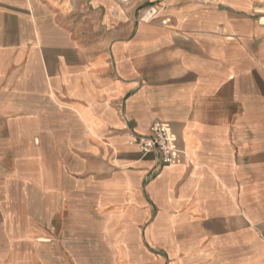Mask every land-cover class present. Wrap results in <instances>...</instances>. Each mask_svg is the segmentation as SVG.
Masks as SVG:
<instances>
[{"label": "crops", "instance_id": "obj_1", "mask_svg": "<svg viewBox=\"0 0 264 264\" xmlns=\"http://www.w3.org/2000/svg\"><path fill=\"white\" fill-rule=\"evenodd\" d=\"M258 2L0 0V264H264Z\"/></svg>", "mask_w": 264, "mask_h": 264}, {"label": "built area", "instance_id": "obj_2", "mask_svg": "<svg viewBox=\"0 0 264 264\" xmlns=\"http://www.w3.org/2000/svg\"><path fill=\"white\" fill-rule=\"evenodd\" d=\"M255 13L259 19H264V0H259ZM158 15V10L151 6L144 9L141 20L152 21ZM262 22V21H261ZM129 143L138 147L143 155L157 154L163 164H175L181 160L183 151L176 144L173 130L162 121H155L149 133L134 132Z\"/></svg>", "mask_w": 264, "mask_h": 264}]
</instances>
